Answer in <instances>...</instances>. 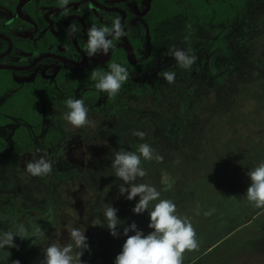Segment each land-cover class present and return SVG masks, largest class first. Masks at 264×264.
Returning <instances> with one entry per match:
<instances>
[{"label":"rangeland","instance_id":"374dc122","mask_svg":"<svg viewBox=\"0 0 264 264\" xmlns=\"http://www.w3.org/2000/svg\"><path fill=\"white\" fill-rule=\"evenodd\" d=\"M171 1L184 10L156 21L150 31L145 26L139 57L128 36L145 24L146 0L129 4L127 35L113 40L107 55L89 57L97 67L111 50L125 48L133 65L124 66L129 77L122 100L102 107L107 93L96 88V81L67 82L42 103L35 124L11 117L0 125V232L16 224L30 233L36 225L45 230L41 239L14 237L18 247L5 246L9 256L0 249V264H41L49 244L73 243V227L87 237L83 264L104 257L114 264L126 236L110 234L103 202L124 221L119 233L132 222L145 235L152 231L148 211H132L139 197L128 200L127 193H119L123 181L111 168L116 150L138 154L141 143L151 145L162 160L142 158L147 174L136 183L155 186L196 231L199 248L185 252L183 264H264V208H255L245 195L251 183L247 172L264 161V0H243L221 23L186 10L187 0ZM81 5L105 22L101 12ZM173 45L196 56L190 69L179 67L169 54ZM165 70L176 73L174 83L163 78ZM68 98L84 100L85 126L76 128L64 119ZM19 126L29 132L31 143L16 141ZM136 130L145 133L143 140L133 135ZM44 154L52 172L30 175L26 163Z\"/></svg>","mask_w":264,"mask_h":264},{"label":"clouds","instance_id":"9594fccd","mask_svg":"<svg viewBox=\"0 0 264 264\" xmlns=\"http://www.w3.org/2000/svg\"><path fill=\"white\" fill-rule=\"evenodd\" d=\"M69 0H60L61 7L67 6ZM76 26H70L68 33L75 35ZM119 17L112 20L111 26L97 27L93 24L87 31L86 55L94 57L97 54L107 55L114 47L113 40H119L126 36ZM169 54L175 59L178 66L183 69H190L196 62V56L183 49L170 46ZM109 71H93L92 79L96 81V88L109 95H116L122 84L128 80L127 69L119 63H111ZM163 78L172 84L175 82L176 73L165 70ZM68 111L64 119L72 126L80 128L88 123V109L81 98L66 100ZM133 135L141 140L145 133L136 130ZM42 151V150H37ZM142 158L146 161L153 159L161 161L162 157L155 154V150L148 143H141L137 152L127 151L123 148L116 150L113 154L111 168L117 178L123 181L118 186L120 194L127 193L126 199L133 200L139 197L132 208L136 214L148 211L149 224L152 229L148 234L138 229L135 222L123 227L122 233L118 232V226L122 221L117 216V209L111 203H102V214L106 226L113 237L119 234L126 236L121 251L116 255L114 264H183L184 253L199 248L196 231L188 217L180 216L177 213V206L167 198H161V193L155 186L146 183H136L137 177H144L147 173L142 167ZM53 165L46 158V154L32 159L26 163V170L32 176H44L52 172ZM251 181L246 189V199L255 208H264V161L247 172ZM107 191L108 187L106 186ZM106 194V193H105ZM155 203L153 204V202ZM51 214V209L49 210ZM211 214V213H208ZM134 234L128 235L129 232ZM79 228H71L69 235L73 243L61 246L57 243L49 244L44 251V258L41 264H83L81 256L84 250L89 249L87 237ZM21 239L36 238L45 236V230L39 225L33 228L30 233L23 224H16L14 230L0 232V249L18 247L14 244V237ZM73 245L78 251L74 254ZM7 256L10 253L6 250ZM12 264H19L18 260Z\"/></svg>","mask_w":264,"mask_h":264},{"label":"flooded vegetation","instance_id":"af4514ba","mask_svg":"<svg viewBox=\"0 0 264 264\" xmlns=\"http://www.w3.org/2000/svg\"><path fill=\"white\" fill-rule=\"evenodd\" d=\"M95 1L100 5L92 0H69L68 5L65 7H61L60 0H0V75L5 76L6 78L9 76L10 78L9 86L4 89L2 94H0V103L5 101L9 95H13L18 87L25 86L27 83L32 85L35 77L39 78L38 82L41 84L42 88L45 89L46 94V97L40 101V106L35 113L36 117L33 123L27 122L15 112H10L3 114V121L0 125L8 121L11 117L19 118L27 124H35L42 103L49 100L53 89L67 82H70L71 85L80 86L95 81L88 80L84 83H77L76 79L81 73V68L88 66L95 70H102L105 68L109 71L108 60L112 57L114 51L122 48L127 63L120 61L118 63L122 66L132 67L133 64L128 60L129 56L123 46L111 50L110 56L105 58L104 65L97 67L93 66L90 63L89 57L86 55V35L88 29L93 24L97 27L108 25L111 21V16L106 12L111 11L119 12L120 20L122 19L121 11H124V17L121 23L124 29L131 15L129 4L138 0ZM84 2L93 10L95 9L96 11L101 12L104 16L105 22L98 20L93 15L95 12L90 13L89 8L81 5ZM168 2L173 5V7H179L180 10H173L169 16L162 19L171 17L173 14L184 10L182 5H177L171 0H168ZM187 5L190 6L188 0ZM150 6L151 0H146L144 9L141 11V16L144 18L145 24L140 25L138 34L128 36V44L135 57L141 55L142 49L146 44L145 26L148 28V31H150L154 23L161 20L155 19L151 22L149 21L147 15ZM188 8L185 9L188 10ZM189 12L200 11L190 10ZM76 15L81 17L83 21L76 17ZM66 19L68 20L69 27L74 25L77 28V32L74 35L75 41L79 48L84 51L86 55L85 59H83L82 52L76 47V43L72 36L68 33V29L65 25ZM73 19H77L80 26L76 25V22L70 25V22ZM84 29L86 30V35ZM141 35L143 41H141L140 38H137ZM130 37L137 39L138 43L141 41L136 47V50L130 44ZM127 83L128 80L125 82L123 90L117 95L116 99L109 102V94H107L100 105L102 107H110L113 103L122 100L121 96ZM18 129L23 133L24 140H22L21 143L20 138H18L16 134ZM27 134L29 135L28 138L25 137ZM15 138L16 141L18 140L19 144L32 142V138L24 126L16 128ZM1 143L2 138H0V146Z\"/></svg>","mask_w":264,"mask_h":264},{"label":"trees","instance_id":"16d2710c","mask_svg":"<svg viewBox=\"0 0 264 264\" xmlns=\"http://www.w3.org/2000/svg\"><path fill=\"white\" fill-rule=\"evenodd\" d=\"M190 3V6L188 10H195L200 12H205L207 14H210L214 17V20L217 22H221L225 20V17L231 12L233 6H241L243 4V0H188ZM173 10H180L179 7H173L168 0H151V6L148 12V19L149 21L162 19L166 16H169L171 14V11ZM111 16V21L108 25V27L111 26L112 20L114 18L120 17L119 12L111 11L106 12ZM76 22V25H79V22L77 19H73L70 22V25ZM80 28V27H79ZM223 32V31H222ZM221 32V35H222ZM220 35V41L223 40V38ZM140 38L141 41H143L142 35L137 37ZM130 44L133 46V48L136 50V47L138 46L137 39L131 38L129 39ZM137 52V51H136ZM124 62L127 63L124 50L121 48L117 51L113 52L112 57L108 60V64L111 63H118V62ZM93 71H101V72H107V69L102 70H95L92 67H84L81 68V73L77 77V83H84L88 80H93L91 73ZM39 78L35 77L32 85H29L28 83L25 86L18 87L17 90L13 95H9L5 101H2L0 103V123L3 121V114L4 113H10L15 112L16 114L23 117L27 122L33 123L35 121V113L37 109L40 106V101L43 100L46 97L45 89L42 88L41 84L38 82ZM10 78H6L3 75H0V94L3 93L4 89L7 88L10 84ZM124 84H122V87L118 94L123 90ZM108 95V100L113 101L116 99L117 95ZM17 137L20 138V143L23 138V133L20 129L16 131ZM28 134L25 135L26 138H28ZM93 264H110L107 257H104L102 259V262L93 261Z\"/></svg>","mask_w":264,"mask_h":264},{"label":"water","instance_id":"95a60500","mask_svg":"<svg viewBox=\"0 0 264 264\" xmlns=\"http://www.w3.org/2000/svg\"><path fill=\"white\" fill-rule=\"evenodd\" d=\"M92 1H94L96 4H99L98 2H96L95 0H92ZM100 5V4H99ZM102 6V5H101ZM103 7H105V6H103ZM122 12V19H121V23H122V20H123V17H124V11H121ZM76 17H78L77 15H76ZM78 18H80V20H82L83 21V19L81 18V17H78ZM68 19V18H67ZM65 20V25H66V28L67 29H69L70 27H69V25H68V20ZM85 30V29H84ZM85 35H86V30H85ZM72 36V38H73V40H74V42L76 43V47L82 52V54H83V59H85V57H86V55H85V53H84V51H82L80 48H79V46H78V44H77V42L75 41V37L73 36V35H71ZM87 36V35H86ZM41 57V56H40Z\"/></svg>","mask_w":264,"mask_h":264}]
</instances>
